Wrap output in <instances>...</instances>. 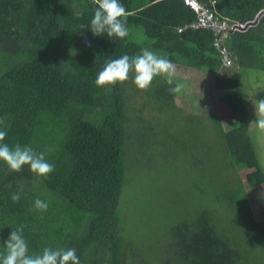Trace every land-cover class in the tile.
Returning <instances> with one entry per match:
<instances>
[{"label": "trees", "instance_id": "trees-1", "mask_svg": "<svg viewBox=\"0 0 264 264\" xmlns=\"http://www.w3.org/2000/svg\"><path fill=\"white\" fill-rule=\"evenodd\" d=\"M201 2L221 17L243 24L264 10V0ZM120 3L127 11L129 29L123 40L93 35L91 20L98 7L93 0H0V117H7L5 142L10 147H32L55 167L43 180L28 166L16 173L0 161V251L11 232L23 226L30 254L49 247L75 248L80 264L140 261L131 255L123 236L128 143L130 147L140 138L135 128L146 119L145 104L157 113L155 119L170 113L189 120L191 114L177 113L180 93L169 88L178 81L170 86L158 77L151 90L141 91L129 79L108 92L95 80L107 61L138 55L144 48L170 59L176 68L215 76L221 89L214 96L217 104L227 108L234 120L232 131L216 134L228 176L237 178L235 187L224 190L223 199L240 211L248 230L260 240L247 187L236 174L246 171L249 187L264 183V168L250 142L251 122L238 76L241 68L264 70V16L257 25L236 30L226 40L232 67H238L235 80L228 81L223 78L225 68L214 33L204 28L179 32L196 18L183 0ZM6 47L11 51L8 57L1 54ZM139 98L146 102L137 108L131 101ZM211 117L213 128H219L222 121L217 115ZM39 187L44 192H38ZM17 192L21 199L14 203L11 195ZM37 198L48 203L46 212L34 209ZM52 199L53 205L58 199L54 207L49 204ZM78 214L91 215L89 222L83 216L78 228L70 230ZM260 214L264 218L262 209ZM57 224L61 227L55 230ZM209 224L179 233L162 250L159 264H251L241 245L235 247Z\"/></svg>", "mask_w": 264, "mask_h": 264}, {"label": "rangeland", "instance_id": "rangeland-1", "mask_svg": "<svg viewBox=\"0 0 264 264\" xmlns=\"http://www.w3.org/2000/svg\"><path fill=\"white\" fill-rule=\"evenodd\" d=\"M1 54L8 57L11 51L6 47ZM191 69L176 68L175 78L184 85L176 97L177 113L180 116L191 114L189 120L170 113L155 119L157 113L145 104L144 98L131 101L137 108L145 104L148 110L144 112L146 119L136 124L135 132L140 133V138L130 147L128 143L125 159L128 177L121 205L123 236L130 253L141 258L140 261L129 258L127 263L159 264L164 256L162 250L176 240L179 233L189 232L208 221L222 231L223 237H229L235 247L241 245L242 253L251 264H264V218L260 214V209L264 211V183L249 187L247 172L236 174L247 187L250 207L259 227V240L248 230L240 211L223 199L224 190L235 187L233 182L237 183V178L228 176L216 134L232 131L234 120L226 112L227 108L217 104L214 96L221 89L215 76ZM237 72V66L225 68L223 78L230 81ZM238 76L252 123L256 120L254 102L264 100V70L241 68ZM214 115L222 121L219 128L212 126L211 116ZM249 134L264 168V132L251 125ZM259 200H262L260 204ZM53 202V199L49 201L51 207H54ZM58 211L60 214L61 209ZM83 216L89 222L91 215L78 214L68 228H78ZM60 227L57 224L55 230Z\"/></svg>", "mask_w": 264, "mask_h": 264}, {"label": "clouds", "instance_id": "clouds-1", "mask_svg": "<svg viewBox=\"0 0 264 264\" xmlns=\"http://www.w3.org/2000/svg\"><path fill=\"white\" fill-rule=\"evenodd\" d=\"M98 5L94 9V17L91 20V31L95 36L107 35L121 40L129 34L127 27V11L120 0H93ZM90 46V45H89ZM176 66L170 59L157 55L154 51L144 48L135 56L127 54L117 59L106 62L104 68L99 72L95 84L111 92L117 84H124L129 79L141 91H149L153 82L158 77L168 85H173L176 78ZM184 85L175 83L169 91L178 94ZM256 120L251 123L256 129L264 132V100L254 102ZM7 117H0V161L16 173L23 171L28 166L30 171L43 180H48L54 172L55 167L45 159L44 153L36 152L30 146L16 144L10 147L6 142ZM11 199L18 203L21 193H13ZM49 205L47 202L37 198L34 209L46 212ZM0 264H80L75 248H45L40 254H30L28 242L23 236V226L13 230L9 238L4 241L3 250L0 251Z\"/></svg>", "mask_w": 264, "mask_h": 264}, {"label": "built area", "instance_id": "built-area-1", "mask_svg": "<svg viewBox=\"0 0 264 264\" xmlns=\"http://www.w3.org/2000/svg\"><path fill=\"white\" fill-rule=\"evenodd\" d=\"M183 1L190 9L195 12L196 18L192 22L187 23L184 27H182L179 32H183L187 28H204L211 30L215 36L214 45L221 54L223 68L232 67V64L234 63L233 58L225 42L231 33L239 30V25H243V23L230 21L227 18L221 17L219 14H217V12L213 11L210 6L202 3L201 0Z\"/></svg>", "mask_w": 264, "mask_h": 264}, {"label": "water", "instance_id": "water-1", "mask_svg": "<svg viewBox=\"0 0 264 264\" xmlns=\"http://www.w3.org/2000/svg\"><path fill=\"white\" fill-rule=\"evenodd\" d=\"M264 16V10H262L261 12H259L256 17L254 18V20L248 21L246 23H244L243 25H239V30L240 31H245L247 30L249 27L251 26H255L259 23L260 19Z\"/></svg>", "mask_w": 264, "mask_h": 264}, {"label": "crops", "instance_id": "crops-1", "mask_svg": "<svg viewBox=\"0 0 264 264\" xmlns=\"http://www.w3.org/2000/svg\"><path fill=\"white\" fill-rule=\"evenodd\" d=\"M213 4H215V2H212ZM261 12V11H260Z\"/></svg>", "mask_w": 264, "mask_h": 264}]
</instances>
